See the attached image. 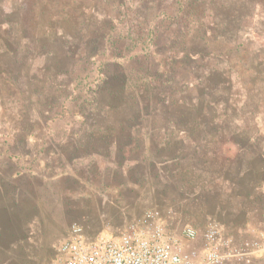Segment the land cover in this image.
Listing matches in <instances>:
<instances>
[{"label":"rangeland","instance_id":"obj_1","mask_svg":"<svg viewBox=\"0 0 264 264\" xmlns=\"http://www.w3.org/2000/svg\"><path fill=\"white\" fill-rule=\"evenodd\" d=\"M175 2L0 0V157H34L44 135L56 140L66 128H81L94 112L98 124L132 117L172 133L171 146L159 154L158 134L141 137L132 157H193L199 166L209 164L216 189L245 185L255 173L264 182V0H191L181 15ZM180 25L184 34L176 33ZM150 32L153 41L144 44L149 52L128 40ZM108 33L128 43L121 66L110 60L103 83L107 67L98 65L94 53ZM175 34L172 50L187 55L183 61L176 57L175 82L165 86ZM144 74L155 78L156 92ZM121 75H127L125 83ZM138 108L146 113L141 121L133 114ZM214 172L223 178L214 179ZM207 229L234 242L216 227Z\"/></svg>","mask_w":264,"mask_h":264},{"label":"crops","instance_id":"obj_2","mask_svg":"<svg viewBox=\"0 0 264 264\" xmlns=\"http://www.w3.org/2000/svg\"><path fill=\"white\" fill-rule=\"evenodd\" d=\"M92 114L81 128H66L56 140L44 135L34 157H0V264H55L71 227L94 241L117 238L129 225L147 233L161 229L197 261L202 238L189 242L182 233L193 229L201 234L213 226L244 251L227 264H264V182L259 173L245 185L216 189L209 164L199 166L193 157H155L171 146L167 139L172 133L145 125V109L133 113L140 118L137 123L123 117L98 124ZM153 134L162 140L158 154L132 157L141 148L140 138ZM223 176L218 172L214 179ZM238 176L244 177L243 172Z\"/></svg>","mask_w":264,"mask_h":264},{"label":"built area","instance_id":"obj_3","mask_svg":"<svg viewBox=\"0 0 264 264\" xmlns=\"http://www.w3.org/2000/svg\"><path fill=\"white\" fill-rule=\"evenodd\" d=\"M69 239L58 248L55 264H227L240 259L243 250L231 238L216 230L202 232V255L184 253L180 241L153 227L147 233L141 227L129 225L117 238L84 239L78 227H71ZM199 233L185 229L182 237L194 242Z\"/></svg>","mask_w":264,"mask_h":264},{"label":"trees","instance_id":"obj_4","mask_svg":"<svg viewBox=\"0 0 264 264\" xmlns=\"http://www.w3.org/2000/svg\"><path fill=\"white\" fill-rule=\"evenodd\" d=\"M67 1H87V0H67ZM191 0H176V2H175V6L176 7H178V11H177V13L178 14H180L181 15V13H184L185 12V10H186V8H188V6H189V2H190ZM79 7H84V5H83V3H79V5H78ZM65 10V9H64ZM82 10V9H81ZM54 16H56L57 17V14H55V13H52ZM53 16V17H54ZM175 17H171V19H174ZM69 23H71V22H67L66 23V25L67 24H69ZM186 31V29L184 28V26L183 25H180L178 28H177V30H176V33H183L184 34V32ZM74 34V33H73ZM72 34V35H73ZM116 35H114L113 33H108V36L106 35V36H104V41H103V48L102 49H99L98 48V40H97V42L95 43V53H94V58H100V60H99V63H98V65L101 67V66H103V67H107L106 69H105V73L101 76L102 78L100 79L101 80V82H106V80H107V78L108 77H110L109 76V71H108V67H110V65H111V63H110V60H111V62H112V65L114 66V65H118V66H121V61H124L123 60V54H122V51L124 50H126V48H125V44H126V42L128 43V41L126 40L127 38L124 36H121V35H119L118 37H115ZM153 34L150 32L149 34H147V35H145V34H139V35H137L136 37H134V38H132V39H128V40H130V42L132 41V42H135V43H139V42H141L142 44H141V48H142V50H145V51H147V52H149V48L148 47H146V49H145V47H144V44H145V42H149V43H151L152 41H153ZM111 38H113V40H112V43L111 44H109V40L111 39ZM178 40H179V37L177 36V34H175V36H174V38H172L170 41H169V47H171V54H170V58L169 59H167V61H168V64L166 65V67H167V70H166V72L164 73L166 76H165V79H163V80H165V82H162V84L163 85H167L168 86V84H169V82L170 83H172V82H175V80H174V78H175V76H174V73H173V68H174V64H175V60H176V57L177 56H179L180 54H181V56L183 57V58H181L180 60H182L183 61V59L186 57V55H187V51H185V49H184V51H183V49H181V51L180 50H178V49H175V50H172V49H174L175 47V45H176V43L178 42ZM69 42L71 43V41L69 40ZM90 42H91V46H93L94 47V39L93 40H90ZM107 45H110V47H107ZM109 48V49H108ZM111 48H113L114 49V51L112 50L111 51ZM106 53H109V55H106ZM112 56H114V59H111V57ZM119 57V58H118ZM208 57L209 56H204V55H200V58L201 59H203V60H206V59H208ZM118 58V59H117ZM124 59L125 60H128V59H130V57H124ZM227 64V63H226ZM123 65V64H122ZM98 66V67H99ZM179 66V65H178ZM180 66H185V64H180ZM228 65H226V67H227ZM186 67V66H185ZM226 71H227V73L229 72V70H230V68L228 67V68H226L225 69ZM232 71L230 70V73H231ZM112 74V73H111ZM122 77L120 78V82H123V83H125L126 82V77L125 76H127V75H121ZM144 76L146 77V75L144 74ZM144 76L142 77L141 75L139 76V77H141V78H144ZM149 79H147V77H146V79L150 82V85L152 84V88H153V93L154 92H156L157 91V85H153L154 84V82H155V78H153V77H148ZM145 79V80H146ZM147 82V81H146ZM144 83H145V81H144ZM146 84V83H145ZM165 85V86H166ZM174 85H176L175 83H174ZM202 88H206L204 85L202 86ZM171 90V89H170ZM151 91H152V89H151ZM172 91V90H171ZM158 99H157V101L156 102H161V95L160 94H158V97H157ZM96 101V100H95ZM159 102V103H160Z\"/></svg>","mask_w":264,"mask_h":264}]
</instances>
